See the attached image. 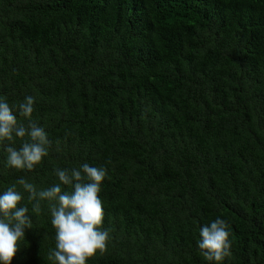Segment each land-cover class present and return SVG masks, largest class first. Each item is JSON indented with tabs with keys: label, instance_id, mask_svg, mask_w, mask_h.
Instances as JSON below:
<instances>
[{
	"label": "trees",
	"instance_id": "16d2710c",
	"mask_svg": "<svg viewBox=\"0 0 264 264\" xmlns=\"http://www.w3.org/2000/svg\"><path fill=\"white\" fill-rule=\"evenodd\" d=\"M26 96L49 154L23 172L0 145V194L106 168L110 239L87 264H209L199 229L218 217L222 264H264V0H0V98ZM22 203L12 264H53L47 203Z\"/></svg>",
	"mask_w": 264,
	"mask_h": 264
},
{
	"label": "clouds",
	"instance_id": "9594fccd",
	"mask_svg": "<svg viewBox=\"0 0 264 264\" xmlns=\"http://www.w3.org/2000/svg\"><path fill=\"white\" fill-rule=\"evenodd\" d=\"M34 102L33 96H26L10 106L0 98V145L7 153L6 166L23 172L33 171L51 146L45 129L32 120ZM54 175L57 182L47 188L20 177L0 194V264H12L25 230L32 228L29 207L22 203L25 193L33 213L41 211L42 202L47 203L55 230V247L48 253L53 264H87L107 251L110 237L102 229L104 208L99 195L107 169L83 163L79 168L57 167ZM199 237L198 249L209 264H222L231 256L226 220L218 217L203 225Z\"/></svg>",
	"mask_w": 264,
	"mask_h": 264
}]
</instances>
